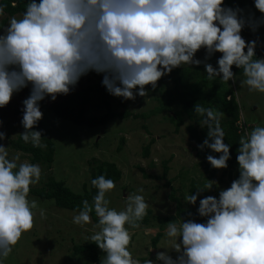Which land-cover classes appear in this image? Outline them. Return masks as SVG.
<instances>
[{
  "label": "clouds",
  "instance_id": "1",
  "mask_svg": "<svg viewBox=\"0 0 264 264\" xmlns=\"http://www.w3.org/2000/svg\"><path fill=\"white\" fill-rule=\"evenodd\" d=\"M254 4L264 13V0ZM4 7L0 5V15ZM242 13L224 0H29L22 17H11L0 34V108L31 85L23 100L21 137L34 147H46L42 132L34 130L43 117L40 102L68 94L92 71L103 74L102 84L110 94L135 99L147 95L145 86L155 89L165 74L181 65L203 63L209 79L219 76L222 82L234 81L235 65L246 77L241 86L264 93V58L254 59L257 41H246L241 34L246 25L255 32L264 17ZM202 48L204 60L196 58ZM216 52L222 53L218 67L207 62ZM194 112L208 129L198 147L220 153L207 155L213 168H227L231 145L225 143L219 113L198 103ZM6 138L0 131V140ZM239 144L238 178L220 189L218 197L200 198L212 184L186 195L185 203L196 205L199 200L197 213L205 219L168 222L165 236L171 247L165 249L169 251L157 252L155 260L144 264H264V126L253 128ZM7 149L0 144V264L22 233L33 227L37 201H29L28 194L42 174L39 164H18L21 154L9 158ZM91 184L98 189L93 204L84 200L72 222L89 224L94 211L100 230L88 241L105 253L101 264H140L129 251L126 225L138 228L147 215L149 205L139 194L144 189L129 194L126 207L118 211L106 199L114 181L99 175ZM40 216L45 217L43 209ZM171 250L177 253L175 258Z\"/></svg>",
  "mask_w": 264,
  "mask_h": 264
},
{
  "label": "rangeland",
  "instance_id": "2",
  "mask_svg": "<svg viewBox=\"0 0 264 264\" xmlns=\"http://www.w3.org/2000/svg\"><path fill=\"white\" fill-rule=\"evenodd\" d=\"M257 18L260 17L257 16ZM4 29L0 34L4 32ZM241 34L246 41L256 40L261 44L262 58H264V29L259 27L254 32L250 26L246 25ZM220 55V52H216L207 62L217 66ZM205 56L206 49L204 48L196 53L198 59L204 60ZM194 66L196 65H181L174 68L170 74H165L164 77H181L186 69ZM205 75L207 73L203 67L201 76L205 77ZM202 77H198L200 80L196 78L190 82L193 83L198 80L200 82L199 87L206 92L210 90L212 82L210 80L206 81ZM102 79L103 75L92 71L81 78L82 86H75L68 94H59L56 100L66 99L78 93L88 84L102 82ZM174 86L175 82L173 80L164 81L160 79L155 89L151 85L145 86L147 89L146 96L136 95L135 99H124L112 95L115 111H124V102L130 111L135 115H139V117L112 120L101 132L102 136L100 138L98 136L96 139L95 135L97 136L99 133L97 129H92L93 131L89 128L79 130L82 127L69 124V128L74 130L73 135L69 133L65 125L67 123L55 117L49 110L50 103H46L45 100L41 101L43 117L40 121L46 128L52 130L51 133L55 138L58 137L59 144L66 140L67 135L71 137V143L66 145V148H59L57 162L55 161L51 170L46 165L39 164L42 169L40 181L31 186H44L49 180L48 177L52 174L57 179H64L75 190L81 191L84 182L90 180L88 175L92 166L90 163L94 159L107 160L117 163L123 172L121 181L106 193L110 208H115L118 211L123 210L126 207L127 196L138 194L137 190L142 187L144 191L139 194L144 196L149 205L147 212L153 210L157 216L161 217L175 214L176 204L170 199L171 189L166 188L164 184L173 179L172 185L175 188H181L185 184L184 186L188 191L191 187L190 179L195 178L199 183L206 181L205 177L207 175L204 173V169L197 165L199 160L194 150L196 143L190 140L185 126H183L180 134L175 132V126L170 121L173 112H165L153 117L140 116L141 114H148L152 109L159 106L161 99L167 96L168 91ZM247 87L244 92H237L238 99L243 104L242 121H250L249 126H264V93L250 91L249 86ZM28 89H31V85L28 86ZM26 98L24 92L14 93L10 102L5 107L0 108V121H2L0 131L5 132L7 136L5 140L0 141V144L8 147L9 158L17 153L21 154L20 160L17 161L18 164L23 162L32 163L30 155L17 151L11 144L12 141L20 137L24 129L21 121L23 117V100ZM174 108L175 111H179L176 106ZM18 110H21V113H15ZM255 118L259 120V123L251 122ZM252 130H250V133ZM76 132L78 135H76ZM154 138L155 142L152 141ZM95 140H99L101 145L99 143V146L96 147L94 145ZM150 144V153L146 156L144 148ZM120 147L122 148L121 151H119ZM165 162L170 167L165 179L146 177V174L163 175ZM222 171H219L217 177L211 180L210 184L213 185V188L209 190L210 195L218 196L220 189L229 187L219 180ZM179 193L181 194V192ZM28 199L29 201H37V208L33 209V227L22 233L17 244L13 246L12 252L7 258L3 259V264H84V261H79V257L75 258L73 262L71 261L70 257L74 252V245L91 242L88 241V238L94 232L100 230L97 227L98 223L91 217V223L89 224L84 226L74 224L72 220L73 216L78 214L77 211L62 209L57 207L53 200H42L34 195L29 196ZM41 209L45 212L44 218L40 216ZM129 232L131 238H134L128 246L129 251L134 259L140 261V264L144 263L142 258L155 260L157 252L169 251L165 247H171L165 233L158 247H153L152 237L157 234L158 229L144 230V228H140L137 231L130 229ZM150 249L152 250L150 251ZM170 254L174 258L177 255L175 250H171ZM100 255V261L97 264H101V259L105 255L103 250H101Z\"/></svg>",
  "mask_w": 264,
  "mask_h": 264
},
{
  "label": "trees",
  "instance_id": "3",
  "mask_svg": "<svg viewBox=\"0 0 264 264\" xmlns=\"http://www.w3.org/2000/svg\"><path fill=\"white\" fill-rule=\"evenodd\" d=\"M29 0H0V5H4V13L0 15V32L8 25L11 17L21 18L23 13L26 11L27 4ZM13 3L15 6L13 7ZM226 6L233 8L239 7L243 9L242 15L245 17H264V13H261L255 8L254 0H224ZM264 29V24L259 26ZM244 31V28L242 29ZM222 56V53L220 57ZM256 56L254 59L262 58L261 44L257 42ZM217 65V64H216ZM204 67L202 63L199 66H194L193 68L186 69L183 76L175 78L173 76L162 77L164 81L173 80L175 86L168 91L167 96L163 97L159 103V106L152 109L148 114H141L142 117H153L165 112L174 113L170 116V121L174 124L175 132L180 134L183 130V126L186 127V131L189 133L190 140L196 143L194 150L196 151V157L198 158L197 165L204 169V173L207 175L206 181L199 183L195 178L190 179L191 187L186 190V187L175 188L172 180H168L164 186L171 189L170 199L176 204V213L169 216H157L153 210H149L147 215L142 221H139L140 227L131 228L128 225L126 227L129 230H139L140 228L145 229H158L155 236L152 237V245L157 248L160 241L163 240L165 230L167 229V223L170 221H175L179 224L183 218L185 219H196L197 222H203L205 218L200 217L197 213V208L199 206V200L196 205L186 204L185 197L195 193L198 189L207 187L211 180L215 179L219 173L222 174L219 178L221 183H225L227 186L231 185V182L238 178L239 176V165L237 162V149L240 147L239 141L242 137L246 138L250 134V130L255 126H249L250 121H243V124H239L241 121L242 112V102L238 99V91L244 92L247 89V85L241 86L240 81L246 79L243 73V69L238 68L233 65V72L235 73L234 81L222 82L221 77L214 76L209 79L208 75L205 77L201 76V71ZM218 67V65L216 66ZM103 75V74H100ZM198 77H202L206 81H211L210 90L206 92L199 87ZM198 78L196 82L191 83L190 81ZM81 79L76 86L81 85ZM238 88V89H237ZM31 89L28 87L21 90L28 97L30 95ZM46 103L49 104V110L54 114L55 117L66 122L67 130L73 135L74 130L69 128V124L82 127V129H97V136L95 139L102 136V131L107 127V125L116 119L125 120L130 117H139L135 115L128 106L123 102L125 108L124 111L117 112L114 110L112 94H110L102 82L88 84L85 88H82L78 93L69 96L63 100H52L51 97L44 99ZM200 104L205 108H212L214 111L219 113V118L221 126L225 132V143L231 145V159L228 161V167L223 169L213 168L210 162L207 160V155L212 154L219 156L220 153H215L211 149L205 148L201 150L198 145L202 144L204 139L207 138L206 127H202L200 122L202 117L194 112V107L196 104ZM179 109V111H175ZM175 111V112H174ZM21 113V110L15 111V113ZM259 123V120L255 118L254 121ZM34 130H40L42 132V143L46 147H34L31 143H26L23 141L21 135L18 139L12 141L13 147L17 151H21L31 157L33 164L46 165L48 169H52L55 161L57 162V151L59 148H66V145L71 143V137L67 135L66 140L63 143H58V137L55 138L51 129L46 128L41 121L37 125H34ZM25 129H23V132ZM93 131V130H92ZM22 132V133H23ZM70 134V136H71ZM80 134V133H79ZM76 135L78 133L76 132ZM75 136V134H74ZM62 140V139H60ZM124 141V138L122 139ZM1 141V140H0ZM155 142V138L152 140ZM65 142V143H64ZM99 140L94 141L96 147L99 146ZM101 145V143H100ZM151 144L144 148L145 155L148 156L150 153ZM121 147L119 151H121ZM91 169L89 181H85L83 184V189L81 191L75 190L71 185H69L64 179H57L54 175L48 177V182L44 186H30V192L28 197L31 195L37 196L42 200H53L57 207L68 209L71 211L79 212L83 208V201L87 200L89 204H93V197L97 194L98 189H96L91 184V180L98 177L99 175H105L107 179H112L114 183H118L123 178V172L119 165L115 162L110 161H100L99 159H94L90 163ZM165 170L163 175H149L146 174L148 178H157L163 180L166 178L170 167L167 162L164 163ZM144 171L143 168H141ZM181 192V194L179 193ZM210 195L209 190H205L201 193V197ZM218 197V196H217ZM192 213V216H189ZM93 220L98 223L99 218L93 211L91 214ZM134 238H131L130 243ZM101 249L94 242H88L83 244H75L74 252L70 259L73 262L75 258L79 257V261H84V264L94 263L97 264L100 261ZM150 258H142V261ZM144 264V263H143Z\"/></svg>",
  "mask_w": 264,
  "mask_h": 264
}]
</instances>
